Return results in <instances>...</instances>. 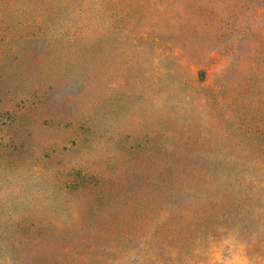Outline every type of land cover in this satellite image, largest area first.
<instances>
[{
	"label": "rangeland",
	"instance_id": "1",
	"mask_svg": "<svg viewBox=\"0 0 264 264\" xmlns=\"http://www.w3.org/2000/svg\"><path fill=\"white\" fill-rule=\"evenodd\" d=\"M119 17L0 16V240L30 242L27 264H172L118 254L165 222L150 165L264 160V16ZM234 232L177 262L264 264V237Z\"/></svg>",
	"mask_w": 264,
	"mask_h": 264
},
{
	"label": "trees",
	"instance_id": "2",
	"mask_svg": "<svg viewBox=\"0 0 264 264\" xmlns=\"http://www.w3.org/2000/svg\"><path fill=\"white\" fill-rule=\"evenodd\" d=\"M0 16H69L91 34L103 21L109 30L113 16L126 23L128 16H264V0H0ZM260 154L264 155V149L255 153ZM150 169L161 181L159 207L165 222L145 234L142 242L137 240V229L119 232L118 239L127 249H119L118 254L135 255L149 263L171 258L172 264H179L178 256L191 258L195 243H221L225 237H234L235 228L243 227V235L251 236L254 231L264 237L257 229L264 227V160L163 161L151 164ZM174 226L184 231L175 239L187 249L175 246L170 236ZM73 243L72 247L64 242L56 245L69 257L78 254L79 247L94 249L97 244L82 239ZM26 244L30 246V242L3 237L0 264H27L17 254ZM100 246L103 253L111 250L103 241Z\"/></svg>",
	"mask_w": 264,
	"mask_h": 264
}]
</instances>
